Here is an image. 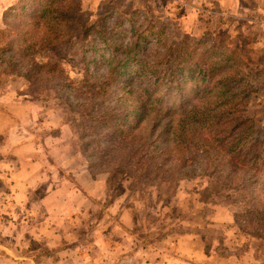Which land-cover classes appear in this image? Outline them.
Returning a JSON list of instances; mask_svg holds the SVG:
<instances>
[{
	"label": "rangeland",
	"instance_id": "rangeland-1",
	"mask_svg": "<svg viewBox=\"0 0 264 264\" xmlns=\"http://www.w3.org/2000/svg\"><path fill=\"white\" fill-rule=\"evenodd\" d=\"M50 1L0 0V32H5L0 34V49L8 41L20 40L0 56V93H5L7 105L15 97L22 102L23 118L31 115L34 120L32 112H37L38 121L48 116L55 137L66 127L68 143L71 137L101 192L100 199L96 194V203L87 206L83 221L64 229L61 242L33 243L34 248L43 253L55 249L52 258L63 248H90L91 253L100 249L102 264H264V237L244 231L264 232V225L256 227L254 212L246 214L255 200L264 197L257 190L253 199L251 189L229 190L215 185L201 170H177L173 160L164 161L173 151L160 157L163 169L150 178L129 180L125 152L101 150L107 147L110 130L122 132V142L132 137L131 125L139 132L143 118H136V101L148 99V84L162 82L177 67L197 61L191 54L194 49L215 52L201 61L224 59L225 68L234 62L250 77L256 90L245 115L252 123L251 137L264 139V0H60L57 11L67 6L71 10L65 12H71L77 3L81 16L69 33V48L70 37H65L53 45L56 53L45 49L36 54L38 61L49 56L58 64L59 77L44 73L41 78L31 71L32 59L23 62L17 55H34L31 43L24 40L36 33L37 42L38 34L49 26L30 24L38 10L33 15L29 11L32 3L44 8ZM198 81H185L175 89L163 85L159 93L165 99L156 100L153 110L188 107L185 101L196 93L192 89ZM29 105L32 111L27 113ZM127 112L133 115L130 121ZM257 179L264 182V171ZM74 232L77 240L71 242ZM101 235L100 245L88 243L98 242ZM91 259L74 261L100 264L96 257Z\"/></svg>",
	"mask_w": 264,
	"mask_h": 264
},
{
	"label": "trees",
	"instance_id": "trees-1",
	"mask_svg": "<svg viewBox=\"0 0 264 264\" xmlns=\"http://www.w3.org/2000/svg\"><path fill=\"white\" fill-rule=\"evenodd\" d=\"M63 1L66 3L67 0ZM60 5H62L60 0H51L50 4L45 5L44 8H41L38 3H32L30 15H33L34 10L38 11L34 15L35 20L30 24L48 25L49 29L38 34L37 42L35 41L36 33L31 39L24 40L31 43L30 48L35 52L31 58L17 55L23 62L32 59L31 71L41 78L44 73L59 77L58 64L49 60L51 59L49 56L38 61L36 54L45 49L56 53V47L53 45L61 39L65 40V37H70L66 45V48H69L68 44L71 40L69 33L77 28L75 23L81 16L76 9L77 3L71 12H65L66 9L71 10L67 6L57 11ZM84 29L87 34V28ZM0 34H5V32L1 31ZM17 41L20 40L4 43L5 46L0 49V56L7 53L5 47L10 45L11 49L16 48ZM214 53L208 49L201 52L199 49H194L191 54L195 58L198 57L197 61L186 62L182 68L177 67L175 71L170 72L166 78L168 82L157 80L153 84H148L150 87L148 99L136 101V118L138 116L143 118L139 125V132L136 133L135 126L131 125L133 134L129 137V142H127L128 139L122 142V132L117 134L113 130L108 131L105 141L107 147H101V150L105 153L115 152L116 155L125 152L127 158L123 160V163L129 164L131 173L129 180L132 177L150 178L151 173L156 174L157 171L163 169L164 163L160 157L163 155L168 157V153L173 151L172 158H166L164 161L173 160V165L177 170L186 173L201 170L215 185L222 188L239 192L251 189L253 199L257 198L256 190L264 196V182L257 179L264 171V139L251 137L252 123L245 115L251 94L256 88L253 87L250 77L241 74L234 62L225 68L222 65L225 63L224 59H218L216 62L201 61L207 56L214 57ZM26 76L29 82L33 81L30 76ZM98 76L100 79L103 78L101 75ZM195 79L199 80L193 83L192 91L196 93L187 100V96L182 99V101L186 100L188 107L180 108L179 111L173 107L163 112L153 110L155 102L161 100L163 102L165 99L159 93L163 85L175 89L180 87L179 84L189 80L193 82ZM153 85H156V88L153 89ZM202 90L203 93L200 95L199 92ZM89 94L91 95L92 92ZM89 99L91 100V96ZM151 99L152 102L149 104L148 101ZM100 104L95 105L98 107ZM126 114L130 121L133 115L130 112ZM102 117L105 122L109 121L108 116L102 115ZM256 202L255 200V204L246 214L254 212L258 220L255 224L259 229L264 225L262 224L264 223V197ZM238 216L237 223H239ZM244 231L264 237V232L260 230Z\"/></svg>",
	"mask_w": 264,
	"mask_h": 264
},
{
	"label": "crops",
	"instance_id": "crops-1",
	"mask_svg": "<svg viewBox=\"0 0 264 264\" xmlns=\"http://www.w3.org/2000/svg\"><path fill=\"white\" fill-rule=\"evenodd\" d=\"M15 98L7 105L5 93H0V264H78L75 257L83 262L96 257L94 261L102 264L100 249L91 253L90 248H63L52 258L55 249L43 253L34 248L33 243L61 242L64 229L73 221L82 222L87 206L96 203L97 195L100 199L101 188L71 137L68 143V129L61 127L63 134L55 137L48 116L39 121L37 112H32L34 120L31 115L19 116L22 102ZM29 107L27 113L32 111ZM89 181L91 185L85 184ZM77 233L71 242L77 240ZM98 240L88 239V243L100 245L102 235Z\"/></svg>",
	"mask_w": 264,
	"mask_h": 264
}]
</instances>
